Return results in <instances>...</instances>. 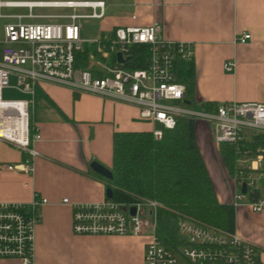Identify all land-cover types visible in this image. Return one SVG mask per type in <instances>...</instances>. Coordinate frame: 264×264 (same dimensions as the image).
<instances>
[{
    "label": "built area",
    "instance_id": "2783aa9c",
    "mask_svg": "<svg viewBox=\"0 0 264 264\" xmlns=\"http://www.w3.org/2000/svg\"><path fill=\"white\" fill-rule=\"evenodd\" d=\"M3 7L24 8L26 13L3 14ZM37 7L66 8L67 13L34 14ZM79 10H83L82 12ZM102 0H0V18H14L3 27L0 40V139L27 153V157L9 169H33L39 155L34 143L41 135L33 123L35 85L48 82L64 86L74 93H89L132 105L137 119L151 123L154 139L162 129L175 125L177 117L202 120L211 125L214 145L226 143L235 154L231 174L232 204L244 201L253 187V174L263 159L264 147L254 139L264 134V102L223 101L213 111L189 108L184 103L185 87L177 78L178 61L193 58L188 41L163 38L160 24L122 25L109 35L84 37L81 19L101 18ZM47 17L66 22H25L24 18ZM249 33L233 39L245 42ZM142 46L144 67L126 66L134 47ZM87 51V64L76 66V53ZM129 57L123 64L116 58ZM144 58V60H143ZM234 60L227 59L222 69L231 71ZM11 79L14 83H11ZM14 89L29 98L4 99L2 92ZM259 174L264 175L263 171ZM245 192L241 193V185ZM72 208V231L76 234L135 235L146 238L142 264H256L257 249L234 231L228 232L195 220L171 219L172 237L164 241L158 229L157 212L161 204L149 198L126 201L105 198L96 202L62 199ZM48 203L35 195L28 203L0 202V258H15L21 264H33L35 227L40 220L38 208ZM253 211L264 203L258 198L246 200ZM133 208V213H130Z\"/></svg>",
    "mask_w": 264,
    "mask_h": 264
},
{
    "label": "crops",
    "instance_id": "0c3cea01",
    "mask_svg": "<svg viewBox=\"0 0 264 264\" xmlns=\"http://www.w3.org/2000/svg\"><path fill=\"white\" fill-rule=\"evenodd\" d=\"M102 1L103 17L80 20L84 37L108 36L117 26L156 22L163 38L192 43L191 61H178L176 65L177 78L185 87L187 107L202 109L207 102H264V0ZM34 9V14L71 11ZM25 19L67 21L47 17ZM242 32L249 33V39L234 42ZM227 59L234 60L231 71L222 69ZM34 89L31 119L41 138L34 143L39 155L33 160L31 172L7 167L19 164L28 155L0 139V202L28 203L35 195L48 200L37 209L40 220L35 227L33 264H142L145 237L76 234L72 231V208L62 199L96 202L107 198L109 179L95 173L90 163L97 161L110 168L114 131H150L153 125L137 119L132 105L89 93H74L48 82L37 84ZM210 129V124L196 120L195 142L218 201L232 202V180L220 163ZM259 171L264 172V156L254 171L253 184L256 198L264 203V175ZM246 200L247 195L234 205L233 231L255 246L256 264H264V205L253 211ZM0 264L21 263L15 258H0Z\"/></svg>",
    "mask_w": 264,
    "mask_h": 264
},
{
    "label": "trees",
    "instance_id": "16d2710c",
    "mask_svg": "<svg viewBox=\"0 0 264 264\" xmlns=\"http://www.w3.org/2000/svg\"><path fill=\"white\" fill-rule=\"evenodd\" d=\"M142 46L134 47L130 67H144ZM144 60V58H143ZM87 64V51L76 53V66ZM217 103L207 102L202 110L213 111ZM177 117L170 129H162L159 139L150 131H114L111 134V199L126 201L143 197L158 201V229L164 241L172 237L171 219L189 218L233 231L234 205L218 201L206 166L195 142L194 123ZM264 147V134L254 137ZM225 172L231 177L235 154L226 143L215 145ZM249 199L256 190L247 191Z\"/></svg>",
    "mask_w": 264,
    "mask_h": 264
},
{
    "label": "rangeland",
    "instance_id": "374dc122",
    "mask_svg": "<svg viewBox=\"0 0 264 264\" xmlns=\"http://www.w3.org/2000/svg\"><path fill=\"white\" fill-rule=\"evenodd\" d=\"M3 1H8V0H3ZM13 1V0H12ZM35 12H40V11H44L43 9H34ZM27 12L26 9H22V8H12V7H3L2 8V13L3 14H19V13H25ZM15 21V19L12 18H0V40L3 39V27L6 23L8 22H13ZM24 21H29L27 19H25ZM11 83H14V80L11 79ZM2 97L4 99H16V98H21V94L14 90V89H6L2 92ZM255 174H253V178L255 179ZM255 183V181H253V184ZM182 264V263H180Z\"/></svg>",
    "mask_w": 264,
    "mask_h": 264
},
{
    "label": "water",
    "instance_id": "95a60500",
    "mask_svg": "<svg viewBox=\"0 0 264 264\" xmlns=\"http://www.w3.org/2000/svg\"><path fill=\"white\" fill-rule=\"evenodd\" d=\"M116 58L118 60V62L120 64H123L126 60H128L129 57H126L125 59H122L120 54L119 53H116ZM90 168L97 174L101 175L102 177L104 178H107V179H111L112 175H111V172L109 170V168L105 167L104 165L100 164L99 162L97 161H92L90 163ZM241 193H244L245 192V185H241V189H240ZM112 196V189L110 186H108L106 188V197L107 198H111ZM133 208H130V213L132 214L133 213Z\"/></svg>",
    "mask_w": 264,
    "mask_h": 264
}]
</instances>
